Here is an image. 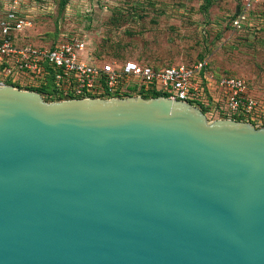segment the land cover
<instances>
[{
  "label": "water",
  "instance_id": "obj_1",
  "mask_svg": "<svg viewBox=\"0 0 264 264\" xmlns=\"http://www.w3.org/2000/svg\"><path fill=\"white\" fill-rule=\"evenodd\" d=\"M0 264H264V126L0 85Z\"/></svg>",
  "mask_w": 264,
  "mask_h": 264
},
{
  "label": "rangeland",
  "instance_id": "obj_2",
  "mask_svg": "<svg viewBox=\"0 0 264 264\" xmlns=\"http://www.w3.org/2000/svg\"><path fill=\"white\" fill-rule=\"evenodd\" d=\"M244 0H27L31 24L23 33L37 44L79 34L96 48L165 66L206 57L218 75H237L264 91V0L233 19ZM4 14L0 0V19ZM18 86L28 88L21 82ZM208 119L219 116L205 112Z\"/></svg>",
  "mask_w": 264,
  "mask_h": 264
},
{
  "label": "built area",
  "instance_id": "obj_3",
  "mask_svg": "<svg viewBox=\"0 0 264 264\" xmlns=\"http://www.w3.org/2000/svg\"><path fill=\"white\" fill-rule=\"evenodd\" d=\"M256 1H243L244 8L233 19L235 26L243 24ZM3 5L0 85L45 86L52 100L143 95L155 90L200 108L206 105L218 118L264 126V91H255L240 76L218 75L206 57L157 66L130 56L98 53L79 34L54 44H37L23 34L31 24L27 0H3Z\"/></svg>",
  "mask_w": 264,
  "mask_h": 264
},
{
  "label": "trees",
  "instance_id": "obj_4",
  "mask_svg": "<svg viewBox=\"0 0 264 264\" xmlns=\"http://www.w3.org/2000/svg\"><path fill=\"white\" fill-rule=\"evenodd\" d=\"M28 88L37 90V91L41 92L42 94H45L46 96H44V97L46 100H50V99L52 100L53 99V97H51L50 95H48V93H46L47 89L45 86H40V87H36V86L35 87L34 86L29 87L28 86ZM142 94H143V96H146V97L163 95V93L155 91V90H148V91L142 92ZM200 105H201L204 112H209V108L206 105H203V104H200Z\"/></svg>",
  "mask_w": 264,
  "mask_h": 264
}]
</instances>
